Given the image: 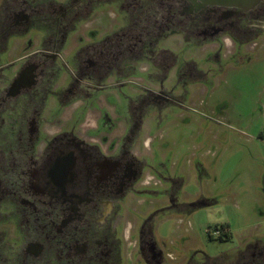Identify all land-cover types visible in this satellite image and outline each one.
<instances>
[{
  "label": "flooded vegetation",
  "instance_id": "af4514ba",
  "mask_svg": "<svg viewBox=\"0 0 264 264\" xmlns=\"http://www.w3.org/2000/svg\"><path fill=\"white\" fill-rule=\"evenodd\" d=\"M263 37L264 0H2L0 264H264L260 241L169 260L149 228L181 205L156 128Z\"/></svg>",
  "mask_w": 264,
  "mask_h": 264
},
{
  "label": "rangeland",
  "instance_id": "374dc122",
  "mask_svg": "<svg viewBox=\"0 0 264 264\" xmlns=\"http://www.w3.org/2000/svg\"><path fill=\"white\" fill-rule=\"evenodd\" d=\"M110 16L113 20L114 14ZM171 37L180 45V37ZM259 42L263 45L264 39ZM230 45L228 41L223 54ZM214 46L184 56L189 62L203 59ZM222 71L207 93L202 85L194 87L189 100L193 109L176 110L177 117L154 132V148L166 143L163 151H172L169 162L180 169L175 175L180 207L164 206L149 225L172 260L232 254L251 241L264 245V45L248 61H232ZM151 142L147 137L143 150L150 151ZM222 226L228 228L224 240Z\"/></svg>",
  "mask_w": 264,
  "mask_h": 264
},
{
  "label": "water",
  "instance_id": "95a60500",
  "mask_svg": "<svg viewBox=\"0 0 264 264\" xmlns=\"http://www.w3.org/2000/svg\"><path fill=\"white\" fill-rule=\"evenodd\" d=\"M259 0H212L213 3L251 7Z\"/></svg>",
  "mask_w": 264,
  "mask_h": 264
},
{
  "label": "trees",
  "instance_id": "16d2710c",
  "mask_svg": "<svg viewBox=\"0 0 264 264\" xmlns=\"http://www.w3.org/2000/svg\"><path fill=\"white\" fill-rule=\"evenodd\" d=\"M223 227V226H222ZM224 228V227H223Z\"/></svg>",
  "mask_w": 264,
  "mask_h": 264
}]
</instances>
